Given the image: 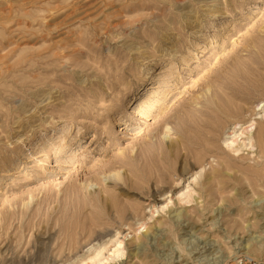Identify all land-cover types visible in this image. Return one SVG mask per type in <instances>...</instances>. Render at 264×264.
<instances>
[{
  "label": "rangeland",
  "instance_id": "rangeland-1",
  "mask_svg": "<svg viewBox=\"0 0 264 264\" xmlns=\"http://www.w3.org/2000/svg\"><path fill=\"white\" fill-rule=\"evenodd\" d=\"M116 248L264 264V0H0V264Z\"/></svg>",
  "mask_w": 264,
  "mask_h": 264
},
{
  "label": "bare ground",
  "instance_id": "bare-ground-1",
  "mask_svg": "<svg viewBox=\"0 0 264 264\" xmlns=\"http://www.w3.org/2000/svg\"><path fill=\"white\" fill-rule=\"evenodd\" d=\"M206 91H208V90H206ZM157 128L154 130V132H150L148 134L149 139L150 138H156L157 135H160L161 138L163 139V141L169 139V136L171 135L172 128H171V125L167 119L161 124V126L159 127V130ZM229 128L230 129L229 130L227 129V131L225 132L226 139L229 141L228 145L226 144L227 148L235 146V147L247 148L249 151L253 149L254 145L256 144L254 137H253V134L256 130L254 123H250L247 126H243L239 123H234ZM133 150H134V148L131 149L132 152H133ZM159 176L160 175L155 174V178L157 180H158ZM113 177L118 178L119 177L118 172H116V174H114ZM157 183H158V181H157ZM152 213L153 214L157 213V210L152 212ZM143 227H144V225H143ZM137 230H138V228H137ZM121 244H122V242H119L117 245L120 246ZM98 256H99V254L96 255L95 259L98 258ZM122 257H123V252H119L118 248H116L113 252H111L109 254V256L106 257L105 260L102 261V260L98 259L96 261V263H93V264H112V263H114L115 259H120Z\"/></svg>",
  "mask_w": 264,
  "mask_h": 264
}]
</instances>
